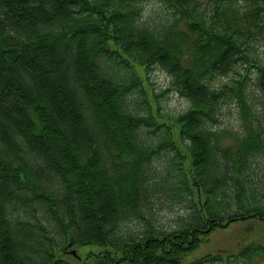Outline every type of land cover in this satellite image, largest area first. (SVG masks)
I'll return each mask as SVG.
<instances>
[{
    "label": "trees",
    "instance_id": "trees-1",
    "mask_svg": "<svg viewBox=\"0 0 264 264\" xmlns=\"http://www.w3.org/2000/svg\"><path fill=\"white\" fill-rule=\"evenodd\" d=\"M146 1L0 0V264H75L91 245L105 252L76 264H181L217 229L264 227V0H159L158 20ZM136 66L189 108L153 111ZM164 200L188 205L175 228L124 234Z\"/></svg>",
    "mask_w": 264,
    "mask_h": 264
},
{
    "label": "rangeland",
    "instance_id": "rangeland-1",
    "mask_svg": "<svg viewBox=\"0 0 264 264\" xmlns=\"http://www.w3.org/2000/svg\"><path fill=\"white\" fill-rule=\"evenodd\" d=\"M197 1L200 8L211 11V0ZM143 7L146 19L158 20L165 17H173L172 8L159 0L146 1L143 3ZM256 45V53L264 60V43ZM135 68L133 71L138 74L141 80L145 81V86L150 90L148 102L151 104L153 111L154 108L156 110L160 106V113L162 115L175 117L189 108L187 100L172 90V80L164 70L154 67L149 68L146 72V68L144 67L136 66ZM233 111L235 112L234 108H229L228 119L226 120L227 124H231L230 128L237 127L238 125L237 117L231 114L234 113ZM171 126L175 132L177 142L179 140V127L177 125ZM178 145L180 146V143ZM168 157L169 155L163 152L158 158L152 161H154L156 167H162L168 164ZM194 194L195 201L200 204L201 193L194 189ZM187 207V203L184 204L180 200L156 202L152 206V213L146 215V220L140 218L125 223L123 228L124 234L139 235L146 229L148 223H152V226L155 228L171 230L176 227V222L180 216H186L188 214ZM252 244H264V227H261V224L256 221L237 222L226 229H217L208 237L203 238L198 249L193 253L187 254L181 264H226L230 256L239 255L246 247L252 246ZM74 252L84 259L90 255L97 256L105 252V250L104 248L91 245L79 248L77 251L74 249L72 255L67 254L64 256L65 259L76 264L77 258H75L76 255ZM57 254L59 256L63 255L60 251H57ZM114 254V251H112V255ZM217 257H222V259L217 260ZM200 260L204 261L199 262ZM257 260L260 264H264V259L257 257ZM231 264H235V262L232 261Z\"/></svg>",
    "mask_w": 264,
    "mask_h": 264
},
{
    "label": "water",
    "instance_id": "water-1",
    "mask_svg": "<svg viewBox=\"0 0 264 264\" xmlns=\"http://www.w3.org/2000/svg\"><path fill=\"white\" fill-rule=\"evenodd\" d=\"M74 254H76V253L74 252Z\"/></svg>",
    "mask_w": 264,
    "mask_h": 264
}]
</instances>
